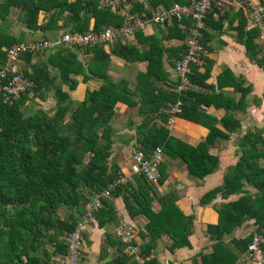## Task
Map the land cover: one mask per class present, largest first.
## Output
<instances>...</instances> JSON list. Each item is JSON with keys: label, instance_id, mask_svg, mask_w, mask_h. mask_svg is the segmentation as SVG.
<instances>
[{"label": "trees", "instance_id": "16d2710c", "mask_svg": "<svg viewBox=\"0 0 264 264\" xmlns=\"http://www.w3.org/2000/svg\"><path fill=\"white\" fill-rule=\"evenodd\" d=\"M98 1L0 0V65L3 63L4 48L24 41L21 34L15 36L7 32V15L11 7L22 12V22L31 31L65 28L68 32L84 33L99 31L106 26L119 27L123 16L109 6H99ZM126 1L131 2L129 12L142 10L141 3ZM185 1L150 0V5L168 7ZM41 12L44 17L38 23L37 17ZM144 14H147L146 10ZM222 15L215 6L207 11L201 29L204 48L210 49L205 44L210 37L207 29L219 31L226 23L227 28L234 32L235 42L243 46L247 59L263 69L264 56H259L256 30L245 29L246 18L242 9L230 8ZM90 20L92 24H89ZM165 27L161 37L142 35L140 30L133 32L137 44L146 46L144 50L116 39L111 42L108 52L101 44L63 45L46 51L43 60L33 63H30L29 53L19 55L22 62L29 66V71L22 68L20 72L32 81L33 86L25 89L11 105L0 101V264H55V260L65 253L63 237L73 229L90 200L89 196L104 189L118 175V165L114 161L107 164L113 135L110 119L116 102L127 105L138 103V113L144 116L135 127L133 148L146 153L161 145L163 154L178 158L189 175L202 178L212 172L217 157L207 153V148L218 140H227L240 128L239 119L234 117L233 112L245 110V96L250 86H242V78L235 77L226 67L217 74L215 84H207L205 80L209 77L212 59L202 54L200 64H190L189 80L206 88L207 92L186 90L179 96L178 112L171 113L170 106L177 98L172 91L175 79L164 89L157 88L155 81L167 78L162 68V53L165 52L167 63L172 66L173 60L184 50V45L163 47L161 39L183 40L185 32L178 29L174 22ZM79 53L88 54V58L79 59ZM109 55L128 62H146L145 71L137 73L132 89L125 81L115 82L107 75ZM50 69L55 70L57 76L51 74ZM77 76L82 83L91 78L100 81L96 88H86L80 101L69 96V91L77 83ZM55 79H58L57 82ZM49 86L55 100L53 113L38 109L24 115L23 106L27 98L32 95L43 98V91ZM226 86L231 87L232 92H239L236 100L222 90ZM208 106L222 108L223 115L215 118L207 114L204 108ZM160 108L166 111H160ZM65 116H68L67 119ZM153 116L159 118L160 124L148 123ZM169 116L202 125L207 129L204 139L190 146L172 137L165 126ZM263 130L264 127L248 128L236 139V160L223 175V183L199 198V203L204 204L217 193L223 198L238 194L234 200L215 207L217 222L206 225L207 233L214 235L215 241L210 252L199 255L200 264H234L237 255L245 253L251 233L242 238L232 237L227 242L222 238L244 220L252 219L253 231L264 238ZM83 158H86L85 162ZM163 170L164 163L161 162L158 184L165 176ZM133 178V182L116 185L109 197L100 199L101 205L95 209L92 219L96 226L101 228L115 223L113 200L120 197L129 218H145L144 232L138 233L139 237L147 239L139 245L144 257L161 235H166L171 241L168 251L189 247L187 236L191 232L192 216L179 211L174 203L177 195L169 191L158 196L153 185L143 176ZM248 187L253 191L249 192ZM155 198L159 209L153 211L151 201ZM59 208L69 211L65 217H59ZM104 233V242L113 243L112 238L116 239L113 232L105 229ZM261 246L264 249V244ZM143 263L155 264L152 258ZM104 264L135 262L118 248L117 254Z\"/></svg>", "mask_w": 264, "mask_h": 264}, {"label": "crops", "instance_id": "0c3cea01", "mask_svg": "<svg viewBox=\"0 0 264 264\" xmlns=\"http://www.w3.org/2000/svg\"><path fill=\"white\" fill-rule=\"evenodd\" d=\"M135 1L142 4V10L140 12H129L131 2H127L126 0H118V2H115L114 4L116 6L115 9L112 8V6L110 9L115 10L116 13L121 16L125 15L126 13H136L140 16H144L146 15L144 14V10L148 12V9L152 7L150 5V0ZM12 9L16 10L17 8L11 7L10 10ZM223 12L224 10H220L219 15H222ZM42 17L43 14L41 12L38 14L37 22L41 20ZM234 21L232 25L235 23ZM89 24H92V20L89 21ZM157 26L155 24L148 23L140 31L142 35H156L157 37H161L166 27ZM247 28L248 27L246 25L245 29ZM39 31L40 30L31 31L25 28V31L19 30L17 35L21 34L23 36L28 32L41 33ZM207 31L210 37L208 38V41L205 42V44L208 45L210 49L206 50L204 48L205 53L203 55L212 59V65L209 72V77L205 80V82L207 84H215V78L217 74H219V72L226 67L235 77L242 78V86L249 85L253 88V84L251 83L256 73L255 70H257L258 67L247 59L243 46L235 42L234 38L232 37L234 32L228 29L225 23H223V26L219 31L209 28ZM7 32L11 35L17 36L15 32L10 30L9 26L7 28ZM40 37L43 38L48 36L43 35ZM25 38L26 37L23 36V40ZM37 38L30 37L28 40ZM28 40L25 39L24 41ZM121 41L135 45L139 50L146 49L145 45L140 43L137 44L133 34L125 37L124 41ZM161 43L163 47L175 46L180 43L183 44V40H179L177 38H162ZM110 44L111 43H107L103 46V49L106 52L109 51ZM82 56L84 59L88 58V54H83ZM19 62H22V60L19 59ZM21 64L25 63L22 62ZM145 67V61L128 62L115 55H109V64L106 73L115 82L118 80L125 81L127 87L132 89L136 82L135 78L137 73L144 72ZM162 68L164 73L167 74V78L155 81V86L157 88L164 89L169 82L175 79L172 66L167 63L165 52L162 53ZM199 70L201 71L202 69L199 68ZM76 79L77 83L74 89L69 91L70 98L75 101L82 100L86 88H96L100 83V81L95 78H91L86 83L80 82L79 76H77ZM222 90L227 92L228 95L234 100H236L239 96V92H232V88L229 86L223 87ZM199 91L207 92V89L202 87V89ZM252 94L257 96L255 92ZM249 107V102L247 101L245 110L243 112H233L234 117L239 119L240 122V114L248 111ZM204 109L207 114L215 118H219L224 113L222 108H214L213 106H208ZM160 111H166V109L160 108ZM143 117V115L138 113V103L135 105H127L122 102L115 103L112 118L110 119V126L113 130L110 148V150L113 152L112 156H114V154L118 151L127 152L130 149L132 152L133 150H136L133 148L136 138L135 127L140 121L143 120ZM150 122H156V124H160L159 118L157 116H153L151 121H148V123ZM165 126L168 129L169 135L190 146H194L199 141H202L207 133V129L202 125L174 116L168 117ZM217 127L219 126L217 125ZM234 133L236 134L237 132L235 131ZM234 133H231L230 136ZM230 136L227 140H218L207 148V153L217 157V163L212 172L206 174L202 178L189 175L186 171L184 163H182L178 158H169L163 154V171L165 176L162 179V182L154 187V192L158 196L169 191L176 194L177 199L174 201V203L179 211H181L184 215L192 216L191 232L187 236L189 247L183 246L179 248H173L171 251H168L167 246L171 241L166 235H161L160 238L155 240L149 249L144 261L147 258H152L155 264H200L199 255L211 251V244L215 241V237L214 235L207 233L206 225L215 224L217 222V212L215 207H219L221 203L234 200L237 198L238 194H231L226 198H223L219 193H217L213 199L204 204L199 203V198L208 190L220 186L223 183V175L225 174L226 170L234 164L236 160L235 156H237L235 154L236 139L233 140L230 138ZM131 152L128 156L123 155L121 159L118 157V160L114 161L118 167H121V173L128 174V163ZM250 190L253 191L252 188ZM113 203L116 216L115 223H112L109 226L98 228L95 221L90 222L87 232L82 238L81 247L83 253L81 262L79 264H104L117 254L118 248L123 252V247L116 239L112 238L114 240L112 241L113 243L104 242L105 229L112 233L114 225H116L121 219V221H127L133 224L135 229L138 230L136 237L139 245L145 243L147 240L146 238L142 239L138 234L139 231L144 232L143 224L145 223V218L142 216H137L133 219L129 218L122 206L120 197L115 198ZM151 209L153 211L159 209V203L157 202L156 198L151 201ZM252 221V219L244 220L240 225L236 226L229 235L223 236V241L227 242L232 237L242 238L246 235H249L254 229ZM130 260L132 259L130 258ZM135 264L140 263L135 262ZM234 264H246L245 254H238Z\"/></svg>", "mask_w": 264, "mask_h": 264}, {"label": "built area", "instance_id": "2783aa9c", "mask_svg": "<svg viewBox=\"0 0 264 264\" xmlns=\"http://www.w3.org/2000/svg\"><path fill=\"white\" fill-rule=\"evenodd\" d=\"M118 0H99V6H109L115 9ZM224 4L226 7L241 8L246 18L248 28L256 30L255 42L260 47L259 56H264V0H186L183 3H172L168 7L161 4L148 9L144 16L136 13L123 15L122 24L119 27L106 26L99 31L68 32L64 31L54 37H40L28 41H19L4 48L3 63L0 65V101L11 105L20 94L33 86L17 69L19 55L29 53L31 56L51 51L63 45H93L109 44L116 39L132 35L135 30H142L146 24L158 26H171L173 22L178 29L185 32L183 39L184 50L173 61L172 69L175 74V84L172 91L177 94L176 100L171 104L169 111L178 112L181 103L179 98L186 90L199 91L202 87L190 82V64H200V56L205 53L201 42V29L204 27V18L207 11L216 5ZM114 5V6H113ZM163 161L161 145H156L148 152L142 153L133 150L128 163V174L118 172L115 179L107 183L104 189L89 196V202L84 206L73 229L63 237L65 253L59 256L55 264H79L82 259L79 243L86 232L89 222L93 219L95 209L100 207L101 198L109 197L116 185L132 182L133 176H143L152 185H158L159 165ZM113 235L122 244L123 253L133 261L142 264L144 255L140 252L137 242V230L127 221H118L113 227ZM264 238L252 231L245 250L246 264H264Z\"/></svg>", "mask_w": 264, "mask_h": 264}, {"label": "rangeland", "instance_id": "374dc122", "mask_svg": "<svg viewBox=\"0 0 264 264\" xmlns=\"http://www.w3.org/2000/svg\"><path fill=\"white\" fill-rule=\"evenodd\" d=\"M215 7H216L217 11L230 9V8H227L224 4L216 5ZM9 12L10 13L7 15V22H8V26L10 27V30L12 32H15L16 35L18 34L19 30L25 31V26L22 22V12L19 11L18 8L16 10L12 9ZM43 17L41 18V20H43ZM41 20H39L38 22H40ZM225 25L227 27L226 23H225ZM157 27H159V26H157ZM65 30H66L65 28H60V29L54 30V31H44V32L39 31L41 33H35V32L29 33L28 32L27 34H24L23 36H25L26 37L25 39H27V40H28V38L30 39V37L31 38L32 37L37 38V37H40L43 35H46V36L51 38V37H54L56 34H59L61 31H65ZM232 35H233L232 37L234 38V34H232ZM121 40L124 41L125 38L122 37ZM45 56H46L45 52L42 54L33 55L30 58V62H33V61L36 62L39 60H43L45 58ZM78 58L82 59V60L84 59L82 56V53H79ZM21 63L22 62H19V61L17 63V66H18L17 69L19 71L22 68L25 70H29L28 65L21 64ZM255 71H256V73H255V76H254L252 83H251V84H253V88L250 87V90H249L250 92L247 93L245 96V98L249 102L250 107H249L248 111H246L243 114H240V129H238V131H236L237 132L236 134L234 133L230 136V138H232L233 140L239 138V136H241L243 134V132L248 128L254 129L256 127H264V68L263 69L257 68V70H255ZM50 72H51V74L55 73V75L57 76V72L55 70L50 69ZM57 80L58 79H55V82H57ZM244 83H245V81H244ZM242 84H243V82H242ZM244 86H246V85H244ZM62 88L66 89V86L62 85ZM52 92H53L52 87L49 86L47 89H45L43 91V98H39L35 95H32L31 97L27 98V100L25 101L24 106H23V114L27 115L30 112L37 111L38 109H41V110L47 112L48 114H52L53 110H54V105H55V102H54L55 100L52 96ZM254 92L256 93L257 96L252 94ZM67 117L68 116H65V119H67ZM241 129H242V132H241ZM262 135L264 136V130L262 132ZM109 151H110V156L107 159L108 165L110 163H112L113 161H117L118 157L121 159L123 157V155L128 156L129 153L131 152L130 149L127 152L118 151L114 154V156H112V154H113L112 150H109ZM85 161H86V158H83V162H85ZM120 171H121V167L119 168V172ZM153 187H155V186L153 185ZM247 189L249 192L251 191L250 187ZM68 212L69 211L65 208H59L57 210V214L59 215V217H65ZM109 230H111V229H109ZM112 231H113V229H112ZM81 242L82 241H80V243H79V247L82 250ZM81 253H83V251H81Z\"/></svg>", "mask_w": 264, "mask_h": 264}]
</instances>
